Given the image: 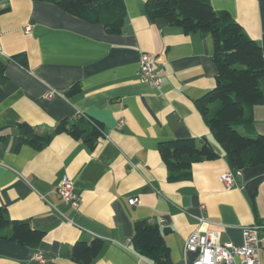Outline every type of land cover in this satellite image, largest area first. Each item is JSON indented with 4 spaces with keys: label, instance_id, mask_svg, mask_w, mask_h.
<instances>
[{
    "label": "crops",
    "instance_id": "obj_1",
    "mask_svg": "<svg viewBox=\"0 0 264 264\" xmlns=\"http://www.w3.org/2000/svg\"><path fill=\"white\" fill-rule=\"evenodd\" d=\"M123 1L121 32L110 35L50 3L0 0V207L44 233L37 248L0 240V264H41L39 254L46 264H78L70 257L75 243L93 240L103 248L92 264H152L129 242L138 220L166 231L170 264H193L197 254L185 252L184 242L198 217L234 245L245 226L264 224V164L241 169L223 187L220 177L232 170L194 105L215 86L212 37L150 20L146 0ZM209 3L228 12L264 54V0ZM18 54L25 68L10 60ZM142 54L155 59L158 89L136 75ZM80 116L102 129L93 146L53 134L61 120ZM251 122L264 137V106L252 108ZM22 123L52 135L50 142L40 150L26 144ZM188 138L198 146L206 139L218 158L170 180L158 145ZM64 176L80 197L77 211L57 197ZM134 197L139 204H127Z\"/></svg>",
    "mask_w": 264,
    "mask_h": 264
},
{
    "label": "trees",
    "instance_id": "obj_2",
    "mask_svg": "<svg viewBox=\"0 0 264 264\" xmlns=\"http://www.w3.org/2000/svg\"><path fill=\"white\" fill-rule=\"evenodd\" d=\"M34 1L50 3L68 15L98 24L110 35L121 32L125 19L123 0ZM211 7L209 0H146L143 12L150 20L163 19L168 26L180 28L186 34L212 37L214 53L211 60L217 72L215 86L194 105L223 151L229 168L240 171L264 164V137L254 131L251 122L252 108L264 106V54L260 45L243 33L228 12ZM10 60L20 67L27 66L23 54ZM3 67L0 61V85L5 82ZM19 128L26 144L37 150L48 144L52 137L37 134L26 123L20 124ZM53 130V134H66L89 146L102 136L99 125L82 116L76 121L63 119ZM157 151L170 180L174 181L189 177L193 164L218 158L206 139L199 146L192 138L163 141ZM132 229L129 242L135 254L152 264H170L169 248L163 240L166 231L148 220L135 221ZM43 238L41 230L33 229L28 221L12 220L0 207V240L37 248ZM102 248L100 240L77 242L70 257L78 264H92Z\"/></svg>",
    "mask_w": 264,
    "mask_h": 264
},
{
    "label": "built area",
    "instance_id": "obj_3",
    "mask_svg": "<svg viewBox=\"0 0 264 264\" xmlns=\"http://www.w3.org/2000/svg\"><path fill=\"white\" fill-rule=\"evenodd\" d=\"M30 26L24 29L25 33L29 32ZM155 59L153 55L142 54L138 61L139 81L150 85V87L158 89L161 85V79L156 75ZM49 96V95H48ZM123 121L120 120L118 127L122 126ZM239 171H229L220 177L221 183L226 189L233 183V176ZM68 176L62 178L59 188L57 189V197L77 211L80 204V197L74 192L73 182ZM139 199L134 197L129 199L131 206L138 205ZM197 225L194 231L185 238V252L196 253L193 264H264V224L251 223L242 229V243L234 245L229 242H222L220 232L211 230L210 224H213L202 217L197 218ZM71 222V221H69ZM216 225V224H213ZM219 226V225H217ZM36 259L41 264H46L47 259L43 255H37Z\"/></svg>",
    "mask_w": 264,
    "mask_h": 264
}]
</instances>
